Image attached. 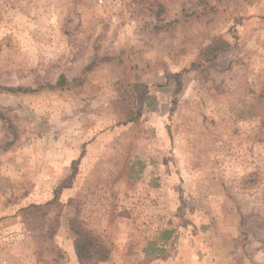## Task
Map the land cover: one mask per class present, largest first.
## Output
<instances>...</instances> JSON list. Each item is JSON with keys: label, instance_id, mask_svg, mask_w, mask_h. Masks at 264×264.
Here are the masks:
<instances>
[{"label": "rangeland", "instance_id": "1", "mask_svg": "<svg viewBox=\"0 0 264 264\" xmlns=\"http://www.w3.org/2000/svg\"><path fill=\"white\" fill-rule=\"evenodd\" d=\"M60 75L0 87V264H79L77 213L100 264H264V0H0V85ZM121 81L149 86L133 122ZM61 183L39 248L20 210Z\"/></svg>", "mask_w": 264, "mask_h": 264}, {"label": "trees", "instance_id": "2", "mask_svg": "<svg viewBox=\"0 0 264 264\" xmlns=\"http://www.w3.org/2000/svg\"><path fill=\"white\" fill-rule=\"evenodd\" d=\"M229 47L230 44L225 38H214L201 49L197 59L192 63L191 68H187V71L192 68L203 67L207 62L215 60L220 53L229 50ZM94 64L95 62H92L86 68L91 69ZM177 84L178 89L181 90L182 80L180 78ZM69 85L65 75H60L56 82H47L37 87L3 85H0V87L13 93H32L41 90L42 87L56 90L63 89ZM148 93L149 86L144 82H119V96L121 102L126 105L129 111V122L135 121L141 115ZM134 110H136L135 113L133 112ZM0 117L6 119V116L1 111ZM79 161L76 160L74 162L75 167ZM67 187V184L61 183L54 189L53 196L49 200L42 203L29 204L20 210L21 221L29 235L35 239L39 248L45 247V244L54 239L58 233L61 216L66 205L62 200V194ZM72 201L71 198L67 203H72ZM182 203L184 204V202ZM179 209L182 210L183 207L181 206ZM69 229L74 235V250L79 264H100L110 259L113 250L112 245L102 235L90 228L78 213L69 219ZM172 232V230H164L160 238L163 241H167L171 238ZM150 245H153V242H150ZM153 250L149 251L147 249V255H150ZM157 251L161 253L164 252V249L158 248Z\"/></svg>", "mask_w": 264, "mask_h": 264}]
</instances>
